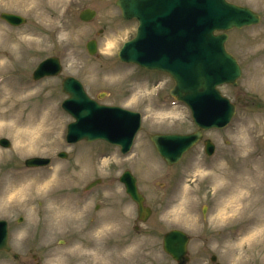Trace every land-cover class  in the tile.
<instances>
[{"label":"rangeland","instance_id":"obj_1","mask_svg":"<svg viewBox=\"0 0 264 264\" xmlns=\"http://www.w3.org/2000/svg\"><path fill=\"white\" fill-rule=\"evenodd\" d=\"M11 1L0 0V13L20 14L27 21L12 26L0 19V97L5 79L18 87L27 85L33 90L25 95L31 97L20 104L48 106L58 124L51 120L46 128L61 127L50 133L59 137L49 151L18 148L8 131L0 132V138L11 141L8 148L0 145V218L9 221L12 245L11 251H0V264H175L162 247L163 234L172 227L191 235L188 264H215L213 254L221 264H264V0H232L256 10L262 20L228 31L227 49L239 59L243 73L237 86L225 84L220 90L232 101L242 97L227 127L204 133L216 142V154L206 157L201 141L174 166L164 163L150 134L197 127L185 103H172L174 81L168 74L118 60L117 51L135 33L136 21L122 18L116 0H44L39 7L11 6ZM86 7L97 11L90 21L79 17ZM30 38L34 43L27 41ZM92 38L98 41L94 55L86 48ZM54 55L62 59L61 74L33 80L39 62ZM67 75L79 78L93 97L102 95L101 102L142 112V128L128 156L112 153L97 163L93 149L109 148L105 143L66 144V126L72 119L61 107L67 97L61 83ZM61 150L68 153L66 158L58 157ZM46 153L53 156L51 166L25 167V158ZM95 168L111 190L96 199L101 208L91 214L98 217L99 227L85 232V207L75 196L81 180ZM125 168L138 177L146 202L147 179L151 194H163V184L175 174L182 180L176 200L163 195L161 203L152 202L157 211L139 230L134 229L137 206L118 181ZM234 175L240 182L232 183ZM246 183L259 190L230 203L233 187ZM147 225L157 235L147 234ZM70 234L78 239L72 244Z\"/></svg>","mask_w":264,"mask_h":264},{"label":"water","instance_id":"obj_2","mask_svg":"<svg viewBox=\"0 0 264 264\" xmlns=\"http://www.w3.org/2000/svg\"><path fill=\"white\" fill-rule=\"evenodd\" d=\"M117 3L125 18L136 16L140 20L136 37L124 44L119 57L146 68L169 72L176 81L171 94L189 104L194 120L200 126L192 134L152 135L158 152L167 162L174 163L202 137L203 128L223 126L235 111L236 104L224 97L216 86L222 82L236 85L241 69L236 58L225 49L227 34L215 35L214 31L255 24L260 21V16L247 6L227 0H118ZM94 14L93 10L87 9L81 17L90 19ZM2 16L13 24L25 21L16 14L3 13ZM88 48L90 52H95V41H90ZM43 70L59 72L58 60L48 59L35 75ZM63 86L71 95L64 106L69 110L73 106L77 109V114L74 113L77 121L69 126L70 140L103 137L121 144L131 142L140 126L136 113L91 102L82 84L72 77L66 78ZM1 143L9 145L6 139H2ZM212 148L213 144L207 139V151ZM122 179L138 203L141 218L146 220L149 210L147 212V207L143 205L144 198L137 189L135 177L126 172ZM188 240V236L180 230L173 229L165 234L164 248L178 264H185L188 260ZM0 248L9 249L7 225L2 220Z\"/></svg>","mask_w":264,"mask_h":264},{"label":"bare ground","instance_id":"obj_3","mask_svg":"<svg viewBox=\"0 0 264 264\" xmlns=\"http://www.w3.org/2000/svg\"><path fill=\"white\" fill-rule=\"evenodd\" d=\"M42 1L44 0H12L10 4L11 6L17 7L24 5L39 7ZM27 41L34 43L35 39L30 38ZM7 80L8 79H5L2 83L0 97V132L8 131L14 137L15 144L18 148L27 149L38 146L39 149H41L44 146L46 147L53 141L50 135L53 127L50 126L46 128L45 125H48L51 120L52 123L50 124H58V122L54 121L56 112H53L52 109L50 110L48 106L43 108L42 106L39 107L37 105L32 107L23 104L21 105L20 102L25 98L31 97V95H25V93L32 91L33 89L26 86L18 87L14 84L6 83ZM6 84H8V88L5 86ZM54 139L55 142L58 141V136ZM233 177L232 183L240 182L239 178L235 175ZM233 189L235 195L230 200V203L248 199L255 191L259 190L257 187H250L248 183L237 185L233 187Z\"/></svg>","mask_w":264,"mask_h":264},{"label":"flooded vegetation","instance_id":"obj_4","mask_svg":"<svg viewBox=\"0 0 264 264\" xmlns=\"http://www.w3.org/2000/svg\"><path fill=\"white\" fill-rule=\"evenodd\" d=\"M97 169H94L93 172L91 174H89L88 176H90V178L87 180L86 185H89L93 182H97L98 181V174H97ZM150 180H147V206H150L152 208V210L155 212L158 206H154L152 205V202L154 201H159V203L162 202L163 200V195H168L170 198L174 199L177 196L178 190H177V185H176V181L174 179H170L168 184H163V194L161 192H158L157 194H151L150 189L153 188V186L149 183ZM154 193L157 190H154ZM102 196V193L100 191H94L91 196L89 198H87V203L93 205L94 207L98 206V203L96 202V199ZM153 227L148 226L147 227V234H155L156 231H153Z\"/></svg>","mask_w":264,"mask_h":264}]
</instances>
